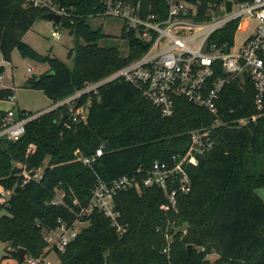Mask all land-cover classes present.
<instances>
[{"label":"trees","instance_id":"16d2710c","mask_svg":"<svg viewBox=\"0 0 264 264\" xmlns=\"http://www.w3.org/2000/svg\"><path fill=\"white\" fill-rule=\"evenodd\" d=\"M127 1L139 4L143 16L167 17V0ZM248 1L252 0H189L197 7L199 22L209 19L207 13L216 5L227 4L230 9L232 2ZM55 3L70 14L55 26L77 38V46L68 54L74 68L57 58L41 56L23 40L36 21L49 13L47 9L34 8L23 0H0L4 61L11 63L18 51L24 59L48 62L50 70L27 84L44 88L54 104L142 58L151 47L125 27L122 38L129 44L128 56L123 57L116 47H101L107 36L101 28L94 30L90 21L105 11L103 0ZM237 27L238 21L227 25L210 43L231 47ZM4 72L2 65L0 79ZM13 97V90L0 88V102ZM88 100L87 123L72 130L66 128L70 113L65 106L29 122L19 141L0 139V186L14 190L8 203L0 201V210L8 212L0 219V240L8 245L4 259L23 264L19 249H25L28 258H48L53 252L47 234L60 220L73 223L99 182L110 184L140 169L146 177L155 162L185 155L190 133L212 128L216 121L207 110L185 99H178L175 114L165 118L141 91L120 80L103 85L97 96H84L81 104ZM218 106L219 119L227 125L214 129L213 148L199 156V165L187 167L191 190L179 196L176 207L169 205L158 188L123 191L116 197V205L129 224L128 232L119 236L110 221L95 212L84 219L89 225L78 238L64 252L55 253L60 264H211L208 257L213 254L218 257L214 264H264V201L257 194L264 188V118L239 126V121L256 114L253 85L231 83ZM6 115L0 114V129ZM101 147L104 155L92 167L79 161V157H92ZM47 161L42 181L22 187L19 174L23 170L18 164L31 170L44 167ZM58 191L66 194L65 205L51 204ZM166 231L173 237L168 255L164 254ZM189 246L194 248L189 251Z\"/></svg>","mask_w":264,"mask_h":264},{"label":"built area","instance_id":"2783aa9c","mask_svg":"<svg viewBox=\"0 0 264 264\" xmlns=\"http://www.w3.org/2000/svg\"><path fill=\"white\" fill-rule=\"evenodd\" d=\"M23 1L26 5L47 9L49 13L61 16L62 21L70 16L55 0ZM103 3L105 11L97 18L121 20L126 31L135 32L139 39L151 43L149 51L142 58L104 79L87 83L83 89L54 104L46 112L68 107L70 121L66 123V128L72 130L77 124L87 123L91 102L88 100L81 104L84 96H97L103 85L120 80L141 91L145 99L165 118L175 114L178 99H185L207 110L216 121L212 128L192 131L191 144L185 155L173 156L165 162H155L147 171L146 177H142L144 172L140 169L135 174L124 176L110 184L99 182L88 204L81 207L77 219L71 224L60 220V225L47 234L46 241L53 253L64 252L82 233L87 223L89 224L84 219L95 212L103 214L119 236L125 235L129 224L122 219L116 205V197L123 191L141 192L143 188H158L164 191L169 205L175 208L179 196L191 190L187 167L199 165V156L213 148L214 129L227 125L219 119L218 104L225 88L231 83L251 82L255 89L256 114L239 121V126H247L264 118V0L240 4L232 2L230 9L227 4L216 5L207 13L209 19L200 22L196 21L197 7L189 0H167L168 13L163 20L152 14L143 16L140 5L134 6L127 0H103ZM236 21L238 27L231 47L227 44L218 46L210 43L214 34ZM239 32H249L240 46L236 42ZM60 38V32H56L54 39L58 41ZM4 64L6 62L0 53V66ZM13 99L14 97L11 101ZM46 112L29 115L9 110L0 129V139L19 141L26 132V125ZM30 150L34 151L35 147L32 145ZM103 155L104 147H101L92 157H79V161L92 167ZM18 165L23 170L19 174L22 187L30 182H40L44 178L46 167L29 170L24 169L21 164ZM13 192L14 190H6L0 186V201L8 203ZM65 197L64 192L58 191L51 204L65 205ZM74 204L78 202L74 201ZM183 232L187 234L186 230ZM53 235H58L57 242ZM165 238L167 246L164 254L168 255L173 237L166 231ZM24 261L29 264H51L47 258L26 256Z\"/></svg>","mask_w":264,"mask_h":264},{"label":"rangeland","instance_id":"374dc122","mask_svg":"<svg viewBox=\"0 0 264 264\" xmlns=\"http://www.w3.org/2000/svg\"><path fill=\"white\" fill-rule=\"evenodd\" d=\"M90 25L94 30L102 29L103 33L107 36L106 39L100 42V46L104 48L116 47L118 48L123 57L129 54V44L127 40L122 38L123 23L118 19H92ZM60 32V40L54 39V34ZM248 33L239 32L236 37L237 45L240 46ZM24 42L34 48L41 56L57 58L58 60L67 64L70 68H74L73 57L69 58V52L77 46V38L70 34L66 29H59L55 24L47 19L37 20L33 28L24 35ZM81 43V41H80ZM75 53L73 54V56ZM5 72L0 79L1 89H11L14 91L13 101L0 102L1 112H8L9 110L27 111L34 114L46 112L54 106L52 99L47 95L44 88L34 89L27 83L34 78L40 77L50 70L48 62L43 63L32 59H24L18 51H14L12 55V62L3 65ZM48 70V71H47ZM1 118V117H0ZM262 158V157H261ZM261 160H264L262 158ZM248 157V162H249ZM47 161L44 165H48ZM257 194L264 201V188L258 189ZM8 215L7 210H0V219ZM88 223L86 227H88ZM85 227V228H86ZM54 241L59 240L58 235H53ZM7 244L0 240V264H18L14 259H4L6 255ZM211 264H214L218 257L213 254L208 257ZM47 260L51 264H60L59 258L55 253H51ZM23 264H29L25 261Z\"/></svg>","mask_w":264,"mask_h":264},{"label":"water","instance_id":"95a60500","mask_svg":"<svg viewBox=\"0 0 264 264\" xmlns=\"http://www.w3.org/2000/svg\"><path fill=\"white\" fill-rule=\"evenodd\" d=\"M44 19L52 21L56 25H60L62 21V17L53 13H48L44 16ZM53 74V73H51ZM189 251H191L194 247L189 246ZM18 255H19V261L23 262L27 256V251L25 249H19L18 250Z\"/></svg>","mask_w":264,"mask_h":264},{"label":"crops","instance_id":"0c3cea01","mask_svg":"<svg viewBox=\"0 0 264 264\" xmlns=\"http://www.w3.org/2000/svg\"><path fill=\"white\" fill-rule=\"evenodd\" d=\"M48 71V70H47ZM54 105V104H53Z\"/></svg>","mask_w":264,"mask_h":264}]
</instances>
